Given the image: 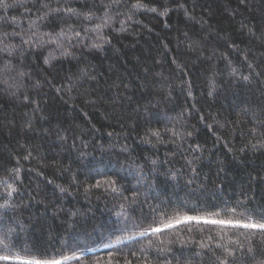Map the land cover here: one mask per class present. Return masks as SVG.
I'll list each match as a JSON object with an SVG mask.
<instances>
[{
    "label": "trees",
    "instance_id": "obj_1",
    "mask_svg": "<svg viewBox=\"0 0 264 264\" xmlns=\"http://www.w3.org/2000/svg\"><path fill=\"white\" fill-rule=\"evenodd\" d=\"M262 215L264 0L0 2V264H264L203 223Z\"/></svg>",
    "mask_w": 264,
    "mask_h": 264
},
{
    "label": "snow or ice",
    "instance_id": "obj_2",
    "mask_svg": "<svg viewBox=\"0 0 264 264\" xmlns=\"http://www.w3.org/2000/svg\"><path fill=\"white\" fill-rule=\"evenodd\" d=\"M2 2V0H0ZM154 11V9H153ZM63 35V33H61ZM27 42V41H26ZM153 135H158V133L154 132ZM255 147V146H254ZM99 186V185H97ZM115 191V189H113ZM15 191V189H12L11 191L8 192V195L11 196L12 192ZM7 207V205H5ZM261 221H264V215L260 217ZM191 220H196L198 223L200 222L201 218L197 217H185V221H191ZM203 223L205 224H210V225H221L225 227H233V228H244V229H249V230H254L255 232H262L264 233V222H253L251 218H249V222L247 223H242L241 221H231V220H212V219H207L203 220ZM170 227L171 225H167ZM153 231L159 232L161 229L156 228L153 229ZM141 235H144V233H141ZM3 237H0V242H3ZM249 251H252L250 248ZM231 255V252L228 253ZM77 259L79 257H76ZM0 259L7 260L9 257L3 256L0 257ZM19 264H64L63 261L58 260V259H23L19 261ZM223 264H226V261L223 262Z\"/></svg>",
    "mask_w": 264,
    "mask_h": 264
},
{
    "label": "rangeland",
    "instance_id": "obj_3",
    "mask_svg": "<svg viewBox=\"0 0 264 264\" xmlns=\"http://www.w3.org/2000/svg\"><path fill=\"white\" fill-rule=\"evenodd\" d=\"M112 169L115 170L116 168L113 167ZM138 186L140 187V184H136V183H134V187H135L136 190H139V189H140ZM164 202H165V201H164ZM185 204H186V203H185ZM18 227H21V225H18ZM21 229H22V231L25 230V229L23 228V226H22ZM97 234H99V233H97ZM80 241H81V239H80Z\"/></svg>",
    "mask_w": 264,
    "mask_h": 264
}]
</instances>
